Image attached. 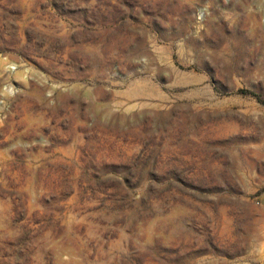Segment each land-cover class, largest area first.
Returning <instances> with one entry per match:
<instances>
[{
  "label": "rangeland",
  "instance_id": "obj_1",
  "mask_svg": "<svg viewBox=\"0 0 264 264\" xmlns=\"http://www.w3.org/2000/svg\"><path fill=\"white\" fill-rule=\"evenodd\" d=\"M240 1L0 0V264H264Z\"/></svg>",
  "mask_w": 264,
  "mask_h": 264
},
{
  "label": "bare ground",
  "instance_id": "obj_2",
  "mask_svg": "<svg viewBox=\"0 0 264 264\" xmlns=\"http://www.w3.org/2000/svg\"><path fill=\"white\" fill-rule=\"evenodd\" d=\"M251 5L253 3L250 0H241L237 6L240 12V20L246 19L257 27L254 34L242 38V42L238 45V51L240 52V50L245 49L246 51L252 52L255 50L259 55L264 52V27L261 23L264 11L257 9L252 11Z\"/></svg>",
  "mask_w": 264,
  "mask_h": 264
}]
</instances>
